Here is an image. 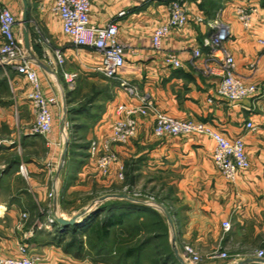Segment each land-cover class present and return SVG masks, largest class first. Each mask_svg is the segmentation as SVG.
Listing matches in <instances>:
<instances>
[{"label": "crops", "instance_id": "1", "mask_svg": "<svg viewBox=\"0 0 264 264\" xmlns=\"http://www.w3.org/2000/svg\"><path fill=\"white\" fill-rule=\"evenodd\" d=\"M168 1L91 0V23L115 21L118 40L124 45L125 64L117 78L107 79L92 71L99 53L75 46L62 33L59 20L51 13L54 0H0V6L7 7L16 18L14 33L24 48L22 19L26 4L30 42V48H25L27 57L35 61L33 67L43 94L55 98L50 107L52 130L47 137L37 135L10 142V146L0 145V158L12 157L3 159L0 175L12 173L20 164L27 183L20 189H0V256L14 255L24 244L31 255L52 264H151L149 257H132L125 263L123 259L119 263L100 259L92 253L77 257L57 244L58 229L69 226L60 224L58 218L69 220L82 213L77 221L81 222L87 212L96 208L97 201L111 199L108 185L121 184L124 169L131 164L132 177H137L141 165L162 173L166 181L171 179L174 184L178 209L172 238L178 260L188 264L183 260L181 246L189 243L202 257L201 264H264V259L250 256L254 251L248 253L264 248V48L257 43V39H264V0H184L187 23L172 29L162 48L155 50L152 33L168 21ZM237 5L256 8L250 27L245 28L236 19ZM122 10L126 13L120 16ZM218 25L230 31L224 45L235 59L236 74L257 87L253 96L228 102L216 92L221 80L219 64L211 63V74L203 71L205 59L212 52L206 40ZM197 47L202 55L194 58L192 50ZM169 51L178 55L180 67L165 64L164 56ZM55 52L62 54L63 64H54ZM63 72L76 74L72 84ZM121 81L135 84L161 112L202 122L230 140L243 137L248 168L234 181H227L214 165L215 141L211 137L197 133L157 137L153 134L154 117L149 114L139 117L137 133L127 144L114 145L117 162L110 172L96 176L97 156L90 154V142L107 139L116 107L132 101L121 88ZM0 86L8 95L0 99V111L20 107L23 114L24 107H28L35 119L22 76L12 69H0ZM68 119L73 120L77 139L85 144L65 139L64 122ZM248 121L254 130L247 129ZM24 135L30 134L25 131ZM96 185L104 190L91 197ZM87 196L88 203L84 201ZM225 220L231 224L226 232L222 228ZM217 246L231 258L210 257Z\"/></svg>", "mask_w": 264, "mask_h": 264}, {"label": "built area", "instance_id": "2", "mask_svg": "<svg viewBox=\"0 0 264 264\" xmlns=\"http://www.w3.org/2000/svg\"><path fill=\"white\" fill-rule=\"evenodd\" d=\"M169 18L164 24L157 26L152 33V47L155 50L162 48L163 40L172 29L183 27L188 20L184 0H169ZM91 0H54L51 13L59 22L62 33L68 41L75 46L93 48L99 53V61L93 66L92 71L101 74L107 79L117 78L120 69L125 64L123 54L124 45L118 40V25L115 21L103 25L92 24L90 21ZM256 8L247 5H237L234 15L241 24L248 28L252 24L253 14ZM126 11H120L122 16ZM201 21V19H197ZM17 20L12 12L5 6H0V69L14 70L22 76L28 85L27 99L32 103L35 113V122L31 133L47 137L52 130L53 116L51 105L55 103L54 97L43 94L41 83L32 61L27 57L25 48L19 43L14 33ZM228 27L218 25L214 27L206 43L211 46L203 64L206 74L214 72L211 66L216 62L220 66L221 80L216 89L217 94L228 102H235L245 97L253 96L257 92L254 84L246 83L235 72V59L225 47L229 38ZM257 43L264 48V39H257ZM194 58L202 55L200 48L192 50ZM64 59L60 52H55L54 64H63ZM164 62L168 66L178 68L181 61L175 52L165 53ZM65 79L72 84L76 74L63 72ZM120 86L131 102L121 103L116 107L115 119L112 123L109 137L101 142L92 140L89 146L91 155L97 156V168L104 176L107 175L113 164L117 162V153L114 145L127 144L137 133L139 117L152 114L154 117L153 134L157 137L166 135L204 134L215 141L212 159L215 167L227 181H234L236 177L249 166L244 149L243 137L230 140L222 133L212 129L211 126L190 119H180L170 116L156 109L152 100L142 95L135 84L121 81ZM249 130L255 126L251 121L246 122ZM20 169L24 171V166ZM122 177V174H119ZM26 214H23L25 216ZM52 223L53 219H49ZM230 221L222 222L224 232L229 231ZM184 251L196 263L198 256L191 246L185 245ZM1 253V248H0ZM250 256L264 259V250L251 253ZM213 258H226V252L213 250L210 253ZM0 264H52L42 261L38 256L31 255L24 244L18 246L17 253L12 256H0ZM57 264H80V263H57Z\"/></svg>", "mask_w": 264, "mask_h": 264}, {"label": "rangeland", "instance_id": "3", "mask_svg": "<svg viewBox=\"0 0 264 264\" xmlns=\"http://www.w3.org/2000/svg\"><path fill=\"white\" fill-rule=\"evenodd\" d=\"M34 64L35 61L32 60ZM27 93V92H26ZM8 95L5 92L3 86H0V99L7 98ZM27 98V97H26ZM25 98V99H26ZM28 100V99H26ZM24 113H21L20 107L18 109H12L11 111H0V145L10 146V142L24 141L28 137H35L36 134L31 133L35 120H33L31 116V112L28 107H24ZM35 115V113H34ZM33 120V121H32ZM72 119L65 120L64 128L66 129V133L64 134L65 139L68 142H75L77 144H85L84 140L77 139V134H74V128ZM23 122V123H22ZM25 131H28L30 135H24ZM80 134H78L79 136ZM40 137V136H38ZM15 156H13L14 159ZM6 158L10 160L12 157L5 156L0 158V170L3 169L5 161L3 159ZM2 159V160H1ZM131 164L125 167L122 177L121 184H110L107 187V192L109 193L108 197L115 198L114 195H124L127 197H132L134 199L140 200L145 204L151 206L158 214L161 220L165 221L163 227H159L157 224V219H149L146 222H140V230L142 231V236L140 239L149 235V233H157L160 238L155 239L150 245V247L146 248V251H143L142 255H148L147 257L154 256L156 257L155 252H159L160 257L170 255V248L172 253L174 254V249L177 247L174 245L173 236L175 238L177 221H176V210L178 209V200L175 195V187L174 184L170 181H166L163 177L162 173H157L153 170H149L141 165L138 167V175L137 177H132L129 173L131 169ZM135 168V167H134ZM127 169V171H126ZM12 173L8 175H0V189L6 188H24L27 187V183L25 180V171L20 169V164L14 167L11 171ZM3 174V171H0ZM100 171H97V175H100ZM24 177V178H23ZM104 190L101 186L96 185L92 189L91 197L98 196L99 192ZM88 198L84 200L88 203ZM125 198V197H124ZM105 199V198H104ZM110 199V198H109ZM100 203L99 201H97ZM85 203V202H84ZM85 203V204H86ZM155 220V225H153V221ZM189 245L193 248L194 253L198 256V260L196 263L191 262V258L184 251V246ZM219 252H226L222 249L221 246H217L216 249ZM258 250H264L263 247H260L256 250H250L248 253L255 252ZM182 257L185 262L188 264H201L202 257L199 255L197 250L189 243H183L181 246ZM247 253V254H248ZM227 257L221 258L224 260L230 259L231 256L226 252ZM159 256V255H157ZM149 257V258H150ZM145 259V257H143ZM142 260V258H141Z\"/></svg>", "mask_w": 264, "mask_h": 264}, {"label": "trees", "instance_id": "4", "mask_svg": "<svg viewBox=\"0 0 264 264\" xmlns=\"http://www.w3.org/2000/svg\"><path fill=\"white\" fill-rule=\"evenodd\" d=\"M149 205L137 199L115 197L97 203L93 211L87 212L81 222L58 229L59 237L57 244L72 252L77 257L91 255L100 259H113L114 263L129 258L141 260L148 255H142L151 243L160 238L159 234L149 233L143 239L140 230V222L149 219H157L159 227H163L165 221ZM155 220L153 225H155ZM156 224V225H157ZM68 235V237H65ZM156 257L149 256L151 264H186L178 260L172 253L160 257V253L155 252ZM159 255V256H157Z\"/></svg>", "mask_w": 264, "mask_h": 264}, {"label": "water", "instance_id": "5", "mask_svg": "<svg viewBox=\"0 0 264 264\" xmlns=\"http://www.w3.org/2000/svg\"><path fill=\"white\" fill-rule=\"evenodd\" d=\"M22 22L24 24V30H23V40H24V45H25V48L26 49H29L30 48V42H29V33H28V23H27V17H26V4H25V8H24V14H23V19H22ZM29 59H31L29 57ZM36 62L40 65H43L41 62H39L38 60H36ZM115 197H125V198H128V199H131L133 200L134 198L132 197H127V196H124V195H114ZM82 217V213H78L76 214L75 216H73L71 219L69 220H66V219H63V218H58V221L60 224H64V225H72L74 223H76L80 218ZM258 259V258H256ZM262 260V259H260ZM245 261H241L239 262L238 264H243Z\"/></svg>", "mask_w": 264, "mask_h": 264}]
</instances>
